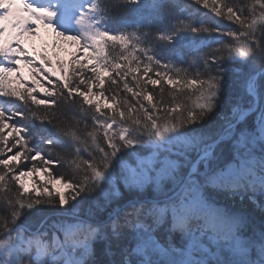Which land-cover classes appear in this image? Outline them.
<instances>
[{
  "label": "snow or ice",
  "instance_id": "6c2138e0",
  "mask_svg": "<svg viewBox=\"0 0 264 264\" xmlns=\"http://www.w3.org/2000/svg\"><path fill=\"white\" fill-rule=\"evenodd\" d=\"M41 24L91 76L14 86ZM0 97V264H264V0H0Z\"/></svg>",
  "mask_w": 264,
  "mask_h": 264
},
{
  "label": "rangeland",
  "instance_id": "374dc122",
  "mask_svg": "<svg viewBox=\"0 0 264 264\" xmlns=\"http://www.w3.org/2000/svg\"><path fill=\"white\" fill-rule=\"evenodd\" d=\"M37 27V35L25 34L19 39V46L22 47L27 53L26 59H33L35 61V64L29 66L24 59H21L19 63L20 72H13L10 74V79L14 82V86H18L19 83H23L24 81L27 82L28 86H31L33 76H35L36 79L41 82V84L47 82L44 77H52L47 71L49 67L54 68V70L57 72V76H55L54 78L58 79L59 75L61 74L59 65L63 63L65 68H69L72 66V60L76 58L80 59L81 65H87L89 69L95 63V61L88 59L85 51L80 50L78 43L65 41L61 38L56 37L52 29L50 27H45L43 24L38 25ZM9 31H11V29ZM7 38L8 36L6 34L5 39ZM43 56H47L51 60L50 65L42 61L41 57ZM36 67H41L42 71L40 73L33 72L32 69ZM18 76H22L23 80L17 82ZM15 151L16 150L13 149V151L11 153H7V155H12L15 153ZM189 169L191 170V167H189ZM33 179H36L39 182H43L47 180L48 177L43 172L36 174L34 177H28L25 180V183L29 188L32 187ZM55 187L60 188L64 192L67 191V189H64L60 184H57Z\"/></svg>",
  "mask_w": 264,
  "mask_h": 264
},
{
  "label": "trees",
  "instance_id": "16d2710c",
  "mask_svg": "<svg viewBox=\"0 0 264 264\" xmlns=\"http://www.w3.org/2000/svg\"><path fill=\"white\" fill-rule=\"evenodd\" d=\"M201 11L202 12H207L208 10L202 9ZM81 66H82L81 64L75 65V67H77V68H81ZM88 70H89L88 67L81 68V71L83 72L84 75L91 76V72L88 71ZM153 78H155V77L153 76ZM50 79H52L53 81L57 80V78H54L53 76ZM129 79H130V77H129ZM43 85L45 87H50V85H48L47 82H44ZM34 86L35 85L32 84L30 87H34ZM37 94H38V98H40V99H44L45 98L44 94L42 92H40L39 89H37V93H34V95H37ZM127 95H130V94H127ZM3 99H6V98L5 97H0V100H3ZM16 103H18V101ZM144 103L147 104V101H145ZM15 119H19V118L17 117ZM222 152H223V149L221 147H218L215 150V155L217 157H219L218 162L220 163V165L224 166L227 163H231V161L226 158V155H222ZM198 158L199 157L195 153H193L189 157L190 163H188V169H189V167H191V165H194L196 163ZM33 163H35L38 167L41 166V162L39 160H37V161H30L29 160V161H23L21 164L18 165V168L19 169H25V165H27V167L30 168ZM53 170H55V171H63V169H60L58 166H55V165L53 166ZM198 171H200V172L204 171V162L201 161L198 164ZM69 193H70V190L67 189L65 194L68 195ZM213 199L217 203L218 207L224 208L225 210H233V209L241 208V207L242 208H247L249 206V204L251 203V201H247V200H243L242 201L238 196L237 197H233V195L231 193H227V192H221L219 195L214 196ZM253 207H255V206H253ZM256 211L258 213L259 209L256 208Z\"/></svg>",
  "mask_w": 264,
  "mask_h": 264
},
{
  "label": "water",
  "instance_id": "95a60500",
  "mask_svg": "<svg viewBox=\"0 0 264 264\" xmlns=\"http://www.w3.org/2000/svg\"><path fill=\"white\" fill-rule=\"evenodd\" d=\"M199 160V158L197 159V161ZM194 165H196V167H197V165H198V163L196 162Z\"/></svg>",
  "mask_w": 264,
  "mask_h": 264
}]
</instances>
